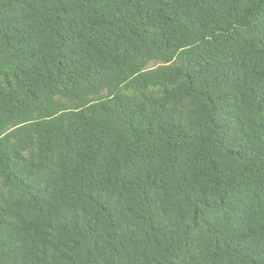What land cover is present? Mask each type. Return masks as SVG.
Instances as JSON below:
<instances>
[{
	"label": "trees",
	"instance_id": "1",
	"mask_svg": "<svg viewBox=\"0 0 264 264\" xmlns=\"http://www.w3.org/2000/svg\"><path fill=\"white\" fill-rule=\"evenodd\" d=\"M0 264H264V0H0Z\"/></svg>",
	"mask_w": 264,
	"mask_h": 264
}]
</instances>
